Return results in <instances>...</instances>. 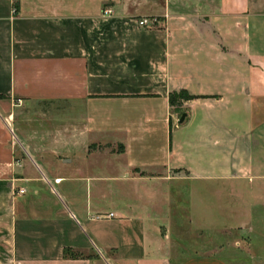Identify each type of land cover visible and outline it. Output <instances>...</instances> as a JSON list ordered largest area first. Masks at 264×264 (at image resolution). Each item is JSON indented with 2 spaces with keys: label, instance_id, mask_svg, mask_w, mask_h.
Here are the masks:
<instances>
[{
  "label": "crops",
  "instance_id": "1",
  "mask_svg": "<svg viewBox=\"0 0 264 264\" xmlns=\"http://www.w3.org/2000/svg\"><path fill=\"white\" fill-rule=\"evenodd\" d=\"M0 264H264V0H0Z\"/></svg>",
  "mask_w": 264,
  "mask_h": 264
},
{
  "label": "rangeland",
  "instance_id": "2",
  "mask_svg": "<svg viewBox=\"0 0 264 264\" xmlns=\"http://www.w3.org/2000/svg\"><path fill=\"white\" fill-rule=\"evenodd\" d=\"M216 237H213L211 235L199 233L196 234L193 238V247L190 248V244H180L178 247H184L182 248V252H179L178 255L182 256H188L190 254L196 253V252H211L216 247Z\"/></svg>",
  "mask_w": 264,
  "mask_h": 264
},
{
  "label": "built area",
  "instance_id": "3",
  "mask_svg": "<svg viewBox=\"0 0 264 264\" xmlns=\"http://www.w3.org/2000/svg\"><path fill=\"white\" fill-rule=\"evenodd\" d=\"M111 13L112 12H111L110 9H105L104 10V14L105 15H109ZM137 23H138L139 27H151V28H153L157 24V20L156 19H139L137 21ZM19 193L21 194V193H23V191L19 190ZM97 218L98 219H111V218H113V214L109 213V214H106V215L98 216Z\"/></svg>",
  "mask_w": 264,
  "mask_h": 264
},
{
  "label": "trees",
  "instance_id": "4",
  "mask_svg": "<svg viewBox=\"0 0 264 264\" xmlns=\"http://www.w3.org/2000/svg\"><path fill=\"white\" fill-rule=\"evenodd\" d=\"M194 97L188 95L185 91H180L179 93H171L169 95V104L171 106H180L182 102L193 100ZM123 150V147L121 146Z\"/></svg>",
  "mask_w": 264,
  "mask_h": 264
},
{
  "label": "water",
  "instance_id": "5",
  "mask_svg": "<svg viewBox=\"0 0 264 264\" xmlns=\"http://www.w3.org/2000/svg\"><path fill=\"white\" fill-rule=\"evenodd\" d=\"M185 118H186V114L185 113H182L180 115L179 119H178V123L179 124H182L184 122Z\"/></svg>",
  "mask_w": 264,
  "mask_h": 264
}]
</instances>
